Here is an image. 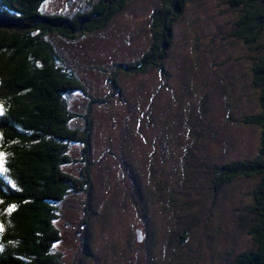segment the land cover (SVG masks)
I'll use <instances>...</instances> for the list:
<instances>
[{
    "label": "rangeland",
    "instance_id": "obj_1",
    "mask_svg": "<svg viewBox=\"0 0 264 264\" xmlns=\"http://www.w3.org/2000/svg\"><path fill=\"white\" fill-rule=\"evenodd\" d=\"M89 1L46 0L42 12L71 15ZM159 2L132 0L102 31L47 40L88 95L103 98L110 71L148 50ZM241 14L228 0H185L167 75L119 74L120 93L91 107V189L58 205L61 241L53 251L61 264H233L255 250L247 231L258 177L216 188L213 175L251 160L259 147L260 129L241 123L258 113L250 68L259 56L233 35ZM258 44L264 47V32ZM65 100L72 112L87 106L79 92ZM79 150L69 147L73 160ZM78 168L63 170L77 176Z\"/></svg>",
    "mask_w": 264,
    "mask_h": 264
},
{
    "label": "trees",
    "instance_id": "obj_2",
    "mask_svg": "<svg viewBox=\"0 0 264 264\" xmlns=\"http://www.w3.org/2000/svg\"><path fill=\"white\" fill-rule=\"evenodd\" d=\"M46 0H0V264H61L54 246L61 241L56 212L70 193L90 192V110L116 97L118 76L157 69L166 76L172 26L185 11V0H160L151 16V44L135 62L110 71L111 93L92 98L67 70L47 40L53 34L76 41L104 30L132 0L89 1L71 15L45 14ZM242 11L234 36L257 51L251 63V86L258 113L241 123L260 129L257 154L213 169L216 188L239 178L258 177L249 212L248 234L255 250L238 254L233 264H264V0H228ZM79 92L87 100L82 113L72 112L65 97ZM80 120L81 128H73ZM79 147L73 160L69 147ZM76 163L77 176L63 170ZM86 227V222H83ZM88 239L84 238V244Z\"/></svg>",
    "mask_w": 264,
    "mask_h": 264
}]
</instances>
